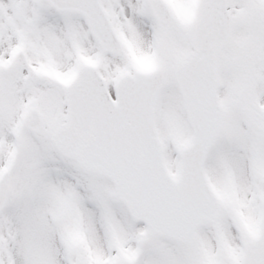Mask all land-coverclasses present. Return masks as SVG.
<instances>
[{"label":"snow or ice","instance_id":"obj_1","mask_svg":"<svg viewBox=\"0 0 264 264\" xmlns=\"http://www.w3.org/2000/svg\"><path fill=\"white\" fill-rule=\"evenodd\" d=\"M0 264H264V0H0Z\"/></svg>","mask_w":264,"mask_h":264}]
</instances>
